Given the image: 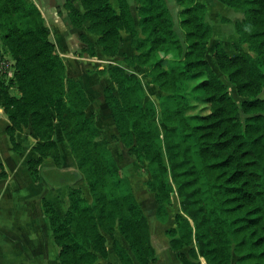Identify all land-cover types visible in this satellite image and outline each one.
Listing matches in <instances>:
<instances>
[{
	"label": "trees",
	"instance_id": "trees-1",
	"mask_svg": "<svg viewBox=\"0 0 264 264\" xmlns=\"http://www.w3.org/2000/svg\"><path fill=\"white\" fill-rule=\"evenodd\" d=\"M176 1L185 47L173 29L166 0H135L137 24L128 0H117V7L111 0H80L82 9L67 0L66 6L70 23L85 24L97 35L104 54H116L121 31L130 33L140 50L133 61L147 63L151 82L164 91L159 97L160 121L166 125L163 138L152 119L155 104H142L140 81L128 82L123 67L110 68L118 96L106 88L105 100L121 141L154 167L148 184L157 215L164 217L173 188L181 198L186 214L177 213L176 227L168 229L170 246L181 264H203L201 257L207 264H264V97L259 95L264 89V0H219L243 12L234 24L235 45L247 43L249 49L238 46L231 55L218 40L212 53L239 100L207 59L212 25L206 5L199 0ZM49 32L33 1L0 0V58L14 60L20 90L19 96L8 92L7 73L0 70V104L10 121L5 131L11 149H19L15 132L31 126L38 137L34 145L38 156L28 161V167L38 179L45 157L61 161L52 138L56 119L93 197L92 203L81 205L78 189L71 188L72 210L63 219L43 199L60 264H113L97 259L108 256L106 234L112 236L115 227L128 244L113 241L120 262L151 264L157 253L147 217L127 183L122 184L107 141L99 138L101 130L86 114L88 95L78 80L67 76ZM80 37L85 39L83 33ZM167 44L176 47L180 62L150 59ZM190 81L193 85L186 88L184 83ZM191 97L203 100L208 111L187 113ZM48 147L53 151L47 152ZM5 175L0 162V177ZM109 181L120 187V193L107 195Z\"/></svg>",
	"mask_w": 264,
	"mask_h": 264
},
{
	"label": "rangeland",
	"instance_id": "rangeland-1",
	"mask_svg": "<svg viewBox=\"0 0 264 264\" xmlns=\"http://www.w3.org/2000/svg\"><path fill=\"white\" fill-rule=\"evenodd\" d=\"M167 1L169 3V9L173 19V29L185 47V28L180 24V5L176 0ZM112 2L116 4V0H112ZM203 2L207 6L206 18L212 25V35L209 41L207 59L220 77L228 83L232 95L239 100L234 85L230 83L228 79L219 71L212 53L214 49V41H218V39L223 40L222 42L225 49L231 55L237 53L236 47L238 46L239 49H249L247 43L239 44L238 46L235 45V42L238 40V35L235 31L234 24L235 21L243 18V12L241 10H235L221 1L214 2L213 4H210L212 3L210 0H204ZM134 16L137 24L138 15L136 11H134ZM60 26L62 30L58 29L56 31L54 28H51V38L55 40L56 48L61 53L62 56H60L65 62L67 76L72 77L79 82L81 81V85H83V88L88 95L89 104L85 110L86 114L93 118L96 126L101 130V136L99 138L107 141L108 154L115 160L119 168L118 173L119 178L123 180L122 184L125 185L127 183L139 203V206L147 217L151 241L158 249V254H160V257L162 255L168 260L178 258L177 252L170 246L171 237L168 233V229L176 227L175 216L177 213L186 214L184 213L180 202L181 198L178 196L176 189L173 188L170 192V201L166 205V213L164 217L162 218L157 215V202L154 198V192L149 188L148 184V180L154 178V167L147 159H143L142 161L139 160L135 154L130 151V148L125 146V144L121 141L113 115L105 100L106 88H110L114 94L118 96V84L111 77L110 68L115 65L123 67L127 73L128 82H133L135 80L140 81L143 91L142 104L145 105L147 102L155 104L157 111L156 114L152 116V119L158 123L161 132L160 136L163 138L166 125L160 121L161 113L159 107V97L164 93V91H162L156 83L151 82V78L148 75L149 66L147 63L140 64L133 61L134 57L139 55L140 50L137 47V43L132 41L130 33H125V31L122 30L123 39L120 41L118 52L114 55H107L102 52L101 46L97 42V35L89 32L85 26L69 28L62 21ZM137 31L140 37L144 36L138 25ZM64 33H66L67 41H64L63 39L65 37ZM79 33H83L85 35V39L81 40L82 42H80ZM156 57H166L172 64L180 62L178 51L173 44H167L157 49L154 52V56L150 59L153 60ZM126 58H129L130 62L125 60ZM9 70L10 73H7L5 76L6 83H8V92L15 96H19L20 90L16 81L14 66L12 65ZM192 85L193 82L191 81L184 83L186 88H191ZM259 95L264 97V89L261 90ZM191 103L192 106L187 109V113L189 114H204L208 111L207 104L201 99L191 97ZM0 106L1 109L4 110L1 104ZM53 129L54 132L52 138L56 141L59 155L61 157V161L57 162L54 160L55 165L61 166L63 163L62 161L69 158L74 159L76 162V159L71 152L69 144L62 134L56 119ZM57 129L59 130V135L56 134ZM5 145V142L3 143L2 140H0L1 153H4ZM49 147L47 152H52L53 149H50ZM76 168V177L78 178V182L73 184V186H69L67 195L62 198L60 204H58L56 208L62 219L72 210L70 207L71 199L69 197V191L71 188L78 189L76 194L81 197V205L93 202V197L91 196L87 182L83 173L78 169L77 163ZM67 175L71 176L69 173ZM169 180L171 181V179ZM105 189L109 197L113 194L120 193V187L112 181L108 182ZM114 239L121 242V244L125 247H128L127 241L123 238L122 234L118 230V227H115L112 236L106 234L105 244L108 256L106 258L98 256L97 261L102 263L111 262L113 264H121L113 249ZM183 250L187 251V247H184Z\"/></svg>",
	"mask_w": 264,
	"mask_h": 264
},
{
	"label": "crops",
	"instance_id": "crops-1",
	"mask_svg": "<svg viewBox=\"0 0 264 264\" xmlns=\"http://www.w3.org/2000/svg\"><path fill=\"white\" fill-rule=\"evenodd\" d=\"M30 1H33L41 11L45 23L50 29V39L55 45L56 52L61 55L56 48L55 40L51 38V28L56 31L62 30L61 21L69 28L77 27L70 23L69 10L66 6L67 0ZM70 1L82 9L80 0ZM199 1L204 3V0ZM217 1L220 2L219 0H210L212 2L210 4ZM128 2L134 15L136 2L135 0H128ZM112 4L117 7V0L116 4L113 2ZM167 4L169 7L168 1ZM84 26L86 28L85 24L81 27ZM125 33L128 32L125 31ZM64 34L63 39L67 41L66 33ZM79 39L82 42L80 33ZM218 40L223 41L222 39ZM9 123V118L1 109L0 140L6 145L4 153L0 151V162L3 164L6 175L0 177V264H60L59 247L53 241L42 202L43 199H47L57 208L62 198L67 195L69 186L78 182L76 162L69 158L64 159L61 166H56L52 157H45L39 165V178L33 179L29 171L28 161L38 156L34 149L38 137L31 126L17 130L15 138L19 143V149L13 150L5 131ZM56 134L59 135L58 129ZM68 173L71 176H68ZM155 249L157 260L151 264H181L178 258L168 260L162 255L160 257L158 249L156 247ZM201 262L207 264L202 257Z\"/></svg>",
	"mask_w": 264,
	"mask_h": 264
},
{
	"label": "built area",
	"instance_id": "built-area-1",
	"mask_svg": "<svg viewBox=\"0 0 264 264\" xmlns=\"http://www.w3.org/2000/svg\"><path fill=\"white\" fill-rule=\"evenodd\" d=\"M13 61L7 56H3L0 58V70L5 71L6 73H10V67L12 66ZM1 111V106H0Z\"/></svg>",
	"mask_w": 264,
	"mask_h": 264
}]
</instances>
